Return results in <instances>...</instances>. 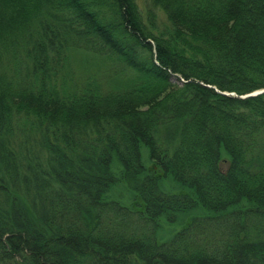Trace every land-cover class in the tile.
<instances>
[{"label":"trees","instance_id":"obj_1","mask_svg":"<svg viewBox=\"0 0 264 264\" xmlns=\"http://www.w3.org/2000/svg\"><path fill=\"white\" fill-rule=\"evenodd\" d=\"M262 88L264 0H0V264H264Z\"/></svg>","mask_w":264,"mask_h":264},{"label":"rangeland","instance_id":"obj_2","mask_svg":"<svg viewBox=\"0 0 264 264\" xmlns=\"http://www.w3.org/2000/svg\"><path fill=\"white\" fill-rule=\"evenodd\" d=\"M261 90H264V88L258 89L255 91H261ZM140 147H141L140 148L141 160L143 164L147 167L151 166L152 162L149 159L148 150L144 148V146H140ZM159 187L166 193H178L182 189L178 183H176L175 181L171 179L160 180ZM109 191L110 192L108 196L120 201L125 206H130L134 202V195H133L134 193L132 192V190L129 189V187L126 185L125 182H122V181L116 182L114 185H112ZM186 222H187V217L182 216L175 223L163 224L160 227V230L157 232V239L159 241L167 240L175 232L180 230ZM75 261L79 262L76 258H75ZM69 262H70V259H69ZM83 264H87V263L83 262Z\"/></svg>","mask_w":264,"mask_h":264},{"label":"water","instance_id":"obj_3","mask_svg":"<svg viewBox=\"0 0 264 264\" xmlns=\"http://www.w3.org/2000/svg\"><path fill=\"white\" fill-rule=\"evenodd\" d=\"M263 91H264V90H261V91H255V92H253V93L247 94V96H248V95H255V94H258V93L263 92Z\"/></svg>","mask_w":264,"mask_h":264}]
</instances>
